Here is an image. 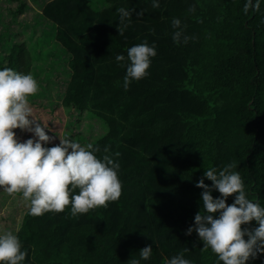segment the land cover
<instances>
[{
  "label": "trees",
  "instance_id": "obj_1",
  "mask_svg": "<svg viewBox=\"0 0 264 264\" xmlns=\"http://www.w3.org/2000/svg\"><path fill=\"white\" fill-rule=\"evenodd\" d=\"M9 1L17 3L8 9L11 18L0 29V68L33 75L38 91L29 97L30 104L60 106L66 114L62 136L83 146L91 144L98 157L106 153L102 148H113L124 130L131 131L130 141H141L140 149L126 143L117 146L122 152L118 162L121 196L109 202L107 209L97 207L76 215L87 220L92 217L93 222L86 221L84 227L74 230L71 225L78 221H69L60 212L31 216L20 193L9 194L0 188V231L18 235L27 259L31 252L37 264H129L147 245L128 230L141 221L139 206L166 214L154 220L156 226H163L166 216L170 220L174 215H190L194 220L202 191L195 181L210 167L238 165L234 170L240 172L248 198L264 206V0L258 8L252 0L247 12L246 0H156L158 6L153 0ZM32 5L52 19L54 38L69 56L56 48L43 50L44 32L34 53L25 41L14 40L22 33L10 28L11 24L32 29L38 23L44 25L42 20L18 19ZM147 6L151 8L146 10ZM121 7L131 10L127 27L120 23L117 9ZM174 18L181 22L178 28L173 27ZM161 19L172 25V33L166 34L169 43L161 41L164 50L158 45L151 58L160 63L161 72L146 79L150 84L133 80L125 91L124 62L115 57L138 42L153 40L141 37L142 31L167 30L158 22ZM177 31L182 34L174 41ZM142 151L164 160L154 167L160 177L152 169L142 176L150 167L139 155ZM126 157L139 161V167L127 166ZM168 161L177 167L166 164ZM167 166L175 171L163 174ZM162 178V186H154ZM142 181L151 189L147 199ZM205 184L211 181L205 179ZM211 194L214 198L219 195L215 190ZM232 199L228 197L226 203L231 204ZM70 207L62 212L72 215ZM16 214L21 215L17 221ZM53 216L68 240L57 249L51 247L57 234L49 232L56 226L51 224ZM256 226L255 221L241 225ZM182 229L185 231L180 224L178 232ZM151 244L152 255L141 264H163L164 256L156 243ZM196 252L197 264H217L216 254L203 248L199 239ZM247 264H264V254Z\"/></svg>",
  "mask_w": 264,
  "mask_h": 264
},
{
  "label": "clouds",
  "instance_id": "obj_2",
  "mask_svg": "<svg viewBox=\"0 0 264 264\" xmlns=\"http://www.w3.org/2000/svg\"><path fill=\"white\" fill-rule=\"evenodd\" d=\"M256 0L253 7H259ZM252 0H246L247 12ZM153 5L158 6L156 0ZM120 23H125L131 10L117 9ZM180 20L174 18L173 27ZM121 32L122 30L118 29ZM179 31L173 34L180 39ZM187 37H184L185 42ZM156 55L155 46L141 42L129 47L124 54L115 57L124 62L123 88L128 90L133 80L145 77L151 58ZM38 91V83L31 73L11 68H0V188L9 194L20 193L26 201L28 214L41 216L46 212H62L71 206L73 216L86 214L97 207H107L119 199L122 183L118 177L119 163L113 156L98 157L91 144L86 146L71 139L47 134L49 125H43L33 116L29 97ZM14 129L32 135L18 139ZM59 143L47 146L53 139ZM118 156L119 154H113ZM238 165L228 163L223 168L204 169L195 187L202 189L200 208L194 215L193 224L185 235L197 234L203 248L216 254L217 264H247L264 254V206L248 198ZM205 179L211 184H205ZM219 193L215 198L213 191ZM232 196V203H226ZM255 221L257 226L244 227ZM246 237V239H245ZM153 244L138 251L139 258L131 257L129 264H141L152 255ZM184 251H188L187 248ZM27 252L22 250L19 237L11 230L0 231V264H25ZM164 264H192L183 252L166 258Z\"/></svg>",
  "mask_w": 264,
  "mask_h": 264
},
{
  "label": "rangeland",
  "instance_id": "obj_3",
  "mask_svg": "<svg viewBox=\"0 0 264 264\" xmlns=\"http://www.w3.org/2000/svg\"><path fill=\"white\" fill-rule=\"evenodd\" d=\"M23 1L29 2L30 0H23ZM16 3H17V1L14 2V1H9V0H0V29H2L3 24L11 18V13L8 9L13 8L16 5ZM150 8L151 7L147 6L146 10H149ZM36 11L33 12V10H32V12H31L30 10H26L25 13H23V15H21V18L22 19L23 18H26V19L34 18V19H37L38 21L42 20L43 17L41 16V14L37 13ZM19 17H18V19H19ZM44 20H46V21L48 20V22L45 23ZM44 20H42V22H44V25L38 23V24H36L35 28H33V29L30 28V26H27V27L20 26L19 27L18 25L11 24L12 29H16L22 33L20 37H16L14 40L25 41L30 46L32 52L34 53L35 51H37L39 49L37 43L39 40H41L42 33L44 32L46 34V38L43 40L42 44L40 43V47H42L43 50H46L47 48L48 49L49 48H56V49L62 50L63 51L62 54L69 56L68 52H65L61 48L59 43L54 38L55 31H56V25L53 24L52 19L45 17ZM158 22H162L164 25H166L168 27V29L167 30H162V29L159 30V29H155V27H154L153 30H146L144 32L142 31V33H141V37L142 36L153 37V40L145 41V42H147L150 45L154 44L155 49H156V47H158V45L163 47L162 42L165 44H168L169 43V38H168L169 36L167 35V37H166V34L172 33L171 32L172 25L170 22H166V20H164V19H161ZM163 31L165 33H163ZM166 38H168V40ZM138 44H139V42H138ZM33 46L35 47V49ZM127 48L123 52V54L125 56H126ZM162 50H164V47ZM65 53H67V54H65ZM157 55H160V54H157ZM159 64L160 63L151 62L150 67L147 69L148 74L145 77H143L142 79H140V81H144L145 83H147L148 82L146 80L147 78L151 79L154 77L155 74L160 73L161 70L158 69ZM53 98L55 99L56 103H59L58 98H56L55 96ZM40 100L43 103L47 102L46 98H40ZM31 106L33 108L34 118L38 119L43 125H46V126L49 125V128L51 131H48L47 134L50 136H53V137H55V135H57V136L63 138L62 131L64 129V122L66 119V114L64 113L63 109L60 106H58L56 108L54 106L51 107L49 105H47V106H43V105L35 106V105L31 104ZM16 135H17L18 139H20L22 141V140L29 138L32 134L28 133L26 131L19 130V132H17ZM130 135H131V131L124 130L121 137L120 136L118 137V141H116V144H112L113 148H111V149L102 148V150H104V152H106L104 155H107L108 152H110V155L113 156V159L115 161L119 162V155L122 152L119 148H117L118 145L126 143V144L131 145L134 148L140 149L139 144H141V141L139 139H135V141H130ZM113 137H116L115 132L113 133ZM174 138H175V136H174ZM50 143H59V138L57 137V138L53 139ZM116 153H118L119 155L114 156L113 154H116ZM169 153H171V152H169ZM172 153H173V151H172ZM144 154H146V153H144L143 151L141 153H139V155L143 156L149 162L150 167L146 168V170L144 171L142 176L145 173H148L149 170H150L149 173H151V169H152V171L156 174V176L160 177L161 176L160 172H158V169L156 170L154 167H155L156 163H158V162L164 163V160L161 159L160 156H158L156 154H154V155H150L149 153L146 155H144ZM126 155H133V153L127 152ZM126 159H127V163H128V164H126L127 166L134 167V168L139 167L140 162L136 161L133 157H126ZM166 164H169L173 167H177L176 165L174 166L173 161H168ZM173 167L172 168L169 166L164 167L162 169V171L164 172L163 174L167 173L169 175L172 172H174L175 170H173ZM167 177H169V176H167ZM167 181H168V179H167ZM162 182H163V178L161 180L156 179L153 184H155L154 186H162ZM179 182H182V181L180 180ZM142 185H143L144 193H145L144 198L147 199V197L149 196L148 192L150 194H152L150 192L151 189H148L146 187V185H144L143 181H142ZM151 188H154V187H151ZM119 206H121V205H119ZM139 207H138L139 209L137 211V215L139 214V216L141 217V221L139 223H135V225H133L134 224L133 223L132 224L133 226L131 225V229L130 228L128 229L131 231L132 235L137 234V235L141 236L142 237L141 239L143 240V242L145 241V243L147 245L151 244V243H156V246L158 247L161 255H163L165 259L171 258L172 256L176 255L177 253L183 252V255L187 259L191 260L192 264H197V262H196V257L198 256V252H196L197 251V243H198L197 234L195 232H193L191 235H185L186 229L190 225L193 224V220H192V217H190V215L187 217L174 215L170 220H169L168 216H166L164 218V221H163V226L162 225L156 226L154 220L158 219V218L160 219L161 217L165 216L166 214L153 212L150 209H144L142 205ZM105 209H107V208H105ZM1 212L2 211L0 209V214H1ZM14 212H16V211H14ZM60 213H62L69 221H72L73 219H75L76 222L78 221V223L71 225L74 230L77 227H84V224L86 223V221L91 222V223L93 222L92 217H88L90 219L87 220V218H84V216L77 218L76 216L70 215V214L65 213V212H60ZM110 213L117 214L115 212V209H110ZM169 214H171V213H169ZM20 216H21L20 214H16L15 218L18 217V219H19ZM143 217H145V218L143 219ZM16 221H17V218H16ZM146 221H149L150 224L146 223ZM51 224L52 225L58 224V218L56 216H53ZM180 224H182V226L185 229V231H183V229H182L181 233L178 232V228H179ZM54 228H55L54 230L52 228L49 230V232H51V234H53L54 232L57 234L56 239L51 240L55 244V246L51 245V247L54 249H57V248L63 247L66 243H68V240L66 238V234L62 233V231L59 228H57V225ZM154 231H155L156 237L153 236ZM72 247H73L72 248L73 250H76V248L73 245H72ZM185 248L188 249V253H187V251L186 252L184 251ZM22 250H23V248H22ZM26 261H27V264H37V262L35 260H33L31 252L28 256V259L26 258ZM145 262H147V261H145ZM164 262H165V260H164ZM164 262H163V264H164ZM108 263H110V262H108ZM99 264H101V263H99Z\"/></svg>",
  "mask_w": 264,
  "mask_h": 264
},
{
  "label": "crops",
  "instance_id": "obj_4",
  "mask_svg": "<svg viewBox=\"0 0 264 264\" xmlns=\"http://www.w3.org/2000/svg\"><path fill=\"white\" fill-rule=\"evenodd\" d=\"M26 3L30 4L31 2L29 1V2H26ZM32 8H33V9H32ZM34 8H35L37 11H36ZM26 10H30L31 12H32V10H33V12L36 11L37 13H40V14H41V16L43 17V18L41 17L42 20L45 19V16L43 15L44 13H42V12H43L42 9H39V8H37V7H35V6L32 5L30 9H26ZM26 10H24L23 13H25ZM23 13H22L21 15H23ZM21 15H19V16H20V17H19V20H20V21H21V20H27L26 18H23V19H22V18H21ZM29 19L33 20L34 18H29ZM35 20L38 21L37 19H35ZM44 22L46 23V22H48V20H47V21L44 20ZM13 24H14V25H18V24H16V23H13ZM11 27H12V26H11ZM11 27H10V28H11Z\"/></svg>",
  "mask_w": 264,
  "mask_h": 264
}]
</instances>
